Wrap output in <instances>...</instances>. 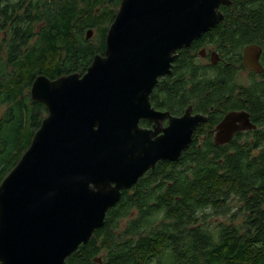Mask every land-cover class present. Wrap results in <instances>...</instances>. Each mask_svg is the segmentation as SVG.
Here are the masks:
<instances>
[{
  "label": "trees",
  "instance_id": "obj_1",
  "mask_svg": "<svg viewBox=\"0 0 264 264\" xmlns=\"http://www.w3.org/2000/svg\"><path fill=\"white\" fill-rule=\"evenodd\" d=\"M120 1L0 0V48L6 53V61H0V107L6 105L0 120V183L28 148L45 112L29 98L35 76L83 74L93 56L103 54ZM228 10L201 38L216 45L221 63L200 70L190 56L200 42L181 49L174 83L159 80L150 102L171 112L189 105L205 111L212 105L240 107L259 128L243 139L253 147L192 146L178 162H158L121 192L104 225L65 264H98L94 258L99 264H264V2L233 0ZM88 29L95 30V41L85 39ZM250 44L262 49V72L248 73L249 84L243 86L235 79L245 70L241 54ZM13 119L14 125H3Z\"/></svg>",
  "mask_w": 264,
  "mask_h": 264
},
{
  "label": "water",
  "instance_id": "obj_2",
  "mask_svg": "<svg viewBox=\"0 0 264 264\" xmlns=\"http://www.w3.org/2000/svg\"><path fill=\"white\" fill-rule=\"evenodd\" d=\"M225 4L229 0H121L103 54L94 55L83 74L34 79L30 99L47 115L0 183V264H65L104 225L123 190L158 162L179 161L205 117L192 116L191 107L171 117L151 106L150 95L171 73L175 52L223 20ZM92 34L88 29L85 39ZM261 53L257 44L243 48L246 71L262 72ZM218 58L210 54L211 63ZM141 120L151 128L140 127ZM251 129L248 113L230 112L216 126L214 143Z\"/></svg>",
  "mask_w": 264,
  "mask_h": 264
},
{
  "label": "flooded vegetation",
  "instance_id": "obj_3",
  "mask_svg": "<svg viewBox=\"0 0 264 264\" xmlns=\"http://www.w3.org/2000/svg\"><path fill=\"white\" fill-rule=\"evenodd\" d=\"M247 1H252V2L255 1V3H258L260 1L264 2V0H247ZM232 2H233V0H229V4L220 5L219 11L223 14V18L225 16L224 12L229 11L228 8L232 7ZM209 32H207V33H209ZM207 33H205V34H207ZM202 36L200 38L194 40L192 42V44L188 47V48H190V47L193 48V46H195V42H197V41L200 42L199 46L193 48V51L190 52L191 53L190 56H194V60L196 61V64H194V66H196L198 68L200 67V70H202V69L211 70L213 66L218 65L219 63H221V61H222L221 54H220L218 48L216 47V45H214L212 42H207L205 40L202 41L201 40ZM188 48H182V49H188ZM180 50L181 49H179V50H177L175 52V57H174V59L172 61L171 73L169 75H165V76H163V77H161L159 79L162 82V84H165V83H167L168 85L173 84L174 81H175V79H174L175 78V74L176 75L179 74V71H180L179 67L181 66L180 65V60H179V51ZM212 52H216L218 54L219 58H218V62H216V63H211V61H210V54ZM242 52H243V50H242ZM260 59H261V56H260ZM260 59H259V62H260ZM241 61H242V65L244 67L242 54H241ZM260 65H261V63H260ZM244 69H245V67H244ZM246 72H247V74L251 73V72H248V71H246ZM39 75H43V74H37L35 76V78L37 76H39ZM255 75H259V74H255ZM33 81H32V83H33ZM32 83L30 84L29 89H28L29 94H30V88H31ZM29 98H30V96H29ZM165 98H166V93L162 92L161 95H160V101L163 103ZM33 102H35V101H33ZM151 106H152V104H151ZM152 107L155 110H158V111L168 112L171 117H176V118L181 117L184 114L185 110L188 107H191L192 110H191L190 114L192 116L200 115V116L205 117L204 122L199 123L197 125V127L195 128V130L193 131L191 143L188 146V148L194 146V148L197 149V150L212 149L213 147L214 148H221V149H224V150H232V149H238V148L240 149L241 147L251 148L253 146L251 144L244 143L243 139H245L246 136L249 135L250 133H253L257 129H259L257 124L252 121L250 112H248V111H246V110H244V109H242L240 107L225 109L222 104L217 106V107H215V105H212V106H210L208 108L207 111H205V109L198 110V109L194 108L193 105H189L182 112H180V111L171 112V111H168L166 109H156L154 106H152ZM1 108H3V110H0V115L4 112V110H6V105H2ZM240 111H244V112L248 113L249 120H250L251 124L255 125V129L236 132V133L233 134V136L231 137V139H230V141L228 143H225V144H222V145H216L214 143V136H215L216 126L221 122V120L228 113H230V112H240ZM45 113H46V109H45ZM167 125H168V119L163 120L161 122V124H160V129L161 130L165 129L167 127ZM139 126L144 128V129H150L151 126H152V123L148 122L146 120H141L139 122ZM162 134H163L162 131L160 133H158V135H162ZM236 136H240V139H238V141H236V138H235ZM130 189H128V190H130Z\"/></svg>",
  "mask_w": 264,
  "mask_h": 264
},
{
  "label": "rangeland",
  "instance_id": "obj_4",
  "mask_svg": "<svg viewBox=\"0 0 264 264\" xmlns=\"http://www.w3.org/2000/svg\"><path fill=\"white\" fill-rule=\"evenodd\" d=\"M118 11V10H117ZM39 28H40V25H37L36 26V29H35V32H38L39 31ZM92 30V29H91ZM93 31V34H92V37L89 39V40H92V41H95V30L93 29L92 30ZM3 37V36H2ZM1 40V39H0ZM34 41H35V39H32V41L30 42L31 44H33L34 43ZM0 61H3V62H5L6 61V53H5V51H4V49L3 48H0ZM9 71H11V68L9 69ZM235 82L237 83V84H239V85H243V86H246V85H248L249 84V78H248V76H247V72L245 71V70H243V71H240L238 74H236V79H235ZM23 93L24 94H27V89L26 88H24V90H23ZM30 95V94H29ZM0 110H3V108H1L0 107ZM3 115H4V113H2L1 115H0V120H1V118L3 117ZM46 113L45 112H42L41 113V118L43 119V118H45L46 117ZM5 117V116H4ZM3 117V118H4ZM3 118H2V120H3ZM6 124H10V125H14V119L11 121V122H8V123H4L3 122V125H6ZM219 221V222H225V223H228L226 220V218L225 217H217L216 219H215V221ZM240 222L239 221H236L234 224H236V225H238ZM100 255H102V252L100 253ZM101 257V256H100Z\"/></svg>",
  "mask_w": 264,
  "mask_h": 264
}]
</instances>
